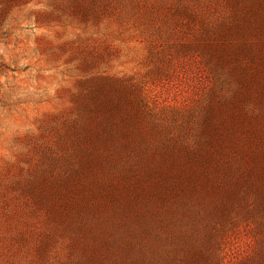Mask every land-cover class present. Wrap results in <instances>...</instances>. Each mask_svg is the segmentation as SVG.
<instances>
[{
	"label": "rangeland",
	"instance_id": "rangeland-1",
	"mask_svg": "<svg viewBox=\"0 0 264 264\" xmlns=\"http://www.w3.org/2000/svg\"><path fill=\"white\" fill-rule=\"evenodd\" d=\"M87 163L213 176L103 217L102 264H264V0H0V264H85L58 190Z\"/></svg>",
	"mask_w": 264,
	"mask_h": 264
},
{
	"label": "trees",
	"instance_id": "trees-1",
	"mask_svg": "<svg viewBox=\"0 0 264 264\" xmlns=\"http://www.w3.org/2000/svg\"><path fill=\"white\" fill-rule=\"evenodd\" d=\"M211 140H214L213 137ZM94 167L87 163L86 169L91 175L90 178L86 174L77 173V178L71 179L65 185L59 188V198L63 200L69 196L76 203L70 215L62 217L64 224L72 225L77 220L85 221L78 237L87 238L81 244L83 248L82 254L87 257L85 264H102L103 250H105L104 229L99 222L108 219L111 224H115L118 229L124 230L123 225L131 220H137L144 213H153L157 209L163 207L169 201H178L182 197H191V188L194 182L211 192L212 185L205 180L213 176L200 174V170L195 163L192 167L183 164L179 167V163L175 167L167 164L162 166H154L153 169L147 171L145 186L138 188L122 178H116L106 181L105 183L99 179H95ZM86 177V179H83ZM81 177V179H80ZM156 177L159 180H156ZM216 177V175H215ZM74 189L76 191L72 192ZM74 194V195H73ZM197 196V193H196ZM51 196H48V199ZM142 211V212H141ZM62 222V223H63ZM121 225V226H119ZM106 233V231H105Z\"/></svg>",
	"mask_w": 264,
	"mask_h": 264
}]
</instances>
